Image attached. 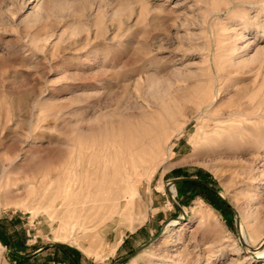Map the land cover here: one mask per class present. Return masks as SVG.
<instances>
[{"label":"rangeland","instance_id":"obj_1","mask_svg":"<svg viewBox=\"0 0 264 264\" xmlns=\"http://www.w3.org/2000/svg\"><path fill=\"white\" fill-rule=\"evenodd\" d=\"M126 176L119 214L44 206ZM239 235L264 248V0H0V264H264Z\"/></svg>","mask_w":264,"mask_h":264},{"label":"bare ground","instance_id":"obj_2","mask_svg":"<svg viewBox=\"0 0 264 264\" xmlns=\"http://www.w3.org/2000/svg\"><path fill=\"white\" fill-rule=\"evenodd\" d=\"M103 159H105V158L103 157ZM128 162H129V160H128ZM61 171H62V169H61ZM105 181H106L105 183H104V181L102 182L101 180H100V182L98 181L94 185L93 188H90L89 187L90 185L87 184L85 188H82V187L79 188L78 187V190H76L75 187H72L71 183H62V185L60 186V189L57 188L56 191L53 193L52 201L45 203L44 206L45 207H51L54 205V208L66 209L67 213L72 214V215H92V214L96 215V214L105 213L107 211L112 212L113 214L114 213L119 214L121 212V208H122L121 199L123 198L126 190L130 191L131 188H133V183L131 182L130 178L127 176L124 179H122L121 177L120 178L119 177H112V178L105 180ZM167 189H168V192L170 193V195L173 197L174 193H175L173 185H169ZM56 199L57 200L59 199V201H58V203L54 204ZM75 199L77 201H75ZM133 202H134L133 199L126 200V202L123 205L124 208H127L129 205H132ZM74 228H76V227H74ZM97 234L100 236V233L97 232ZM251 236H253V235L251 234ZM56 237H61V236H56ZM71 237H72V235H71ZM83 238H84V236H83ZM249 238H250V235H249ZM62 239H65V236H63ZM250 240H251V238H250ZM244 241H245L244 243L246 245L252 247L253 249H257V250H255V253L257 255H261L263 253L264 248L262 246H258V244L255 246L250 245L248 243L247 239ZM85 252L90 254V252H92V248L85 249ZM99 257H100V255H99Z\"/></svg>","mask_w":264,"mask_h":264},{"label":"water","instance_id":"obj_3","mask_svg":"<svg viewBox=\"0 0 264 264\" xmlns=\"http://www.w3.org/2000/svg\"><path fill=\"white\" fill-rule=\"evenodd\" d=\"M183 181H196V182H197V181H199V180H196V179H193V178H190V177H174V178H172L170 181H168L167 183H170L171 185H174V184H177V183H180V182H183ZM166 191H167L168 196H169V198H170V194H169V192H168L167 185H166ZM170 199L173 200V201L177 204L178 207H180L179 204L175 201V199H172V198H170ZM182 211H183V210H182ZM3 231H4V234L7 235V232H6L5 230H3ZM239 239H240L241 243H243V241H242V239H241V235H239ZM262 243H263V245H264V239H263ZM243 244H244V243H243ZM141 248H142V247L138 248V250H140ZM10 249H11L12 252H14V251L12 250L11 245H10ZM136 252H137V250H134V251L131 252L128 256L118 259L117 262H120V261L124 260L125 258H128V257L132 256V255L135 254Z\"/></svg>","mask_w":264,"mask_h":264},{"label":"trees","instance_id":"obj_4","mask_svg":"<svg viewBox=\"0 0 264 264\" xmlns=\"http://www.w3.org/2000/svg\"><path fill=\"white\" fill-rule=\"evenodd\" d=\"M197 183L196 181H183L182 183Z\"/></svg>","mask_w":264,"mask_h":264}]
</instances>
